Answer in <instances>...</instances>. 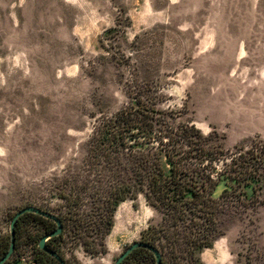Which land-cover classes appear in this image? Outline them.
<instances>
[{"label":"rangeland","instance_id":"rangeland-1","mask_svg":"<svg viewBox=\"0 0 264 264\" xmlns=\"http://www.w3.org/2000/svg\"><path fill=\"white\" fill-rule=\"evenodd\" d=\"M145 83L171 121L215 131L225 149L264 139V0H0V244L21 208L58 212L79 193L94 126ZM81 195V213H97L94 189ZM158 221L141 194L117 207L104 253L68 231L55 244L68 264H114ZM219 229L201 264H264V204ZM44 231L27 220L8 264H37ZM140 260L127 264H153Z\"/></svg>","mask_w":264,"mask_h":264},{"label":"trees","instance_id":"trees-1","mask_svg":"<svg viewBox=\"0 0 264 264\" xmlns=\"http://www.w3.org/2000/svg\"><path fill=\"white\" fill-rule=\"evenodd\" d=\"M131 88L130 102L94 126L87 156L72 181L79 193L69 197L63 194L66 203L57 208L58 212L46 210L58 216L64 227L47 245L65 260L55 243L68 231L94 254L104 253L117 207L142 194L160 221L148 226L141 241L161 251L163 264H172V260L201 264L197 252L218 237L222 215L264 204V139L257 136L249 144L225 149L215 131L205 133L190 121H171L147 83ZM89 187L99 195L98 210L82 214L81 193ZM27 220L45 225V231L36 232L33 238L37 264H60L39 247L41 238L57 227L39 214L27 212L18 219L15 249L25 236ZM85 221L97 224L92 237L84 233ZM10 240L0 244V259L7 253ZM135 255L142 262L149 257L156 264L154 254L143 247L136 248L121 264L129 263Z\"/></svg>","mask_w":264,"mask_h":264},{"label":"water","instance_id":"water-1","mask_svg":"<svg viewBox=\"0 0 264 264\" xmlns=\"http://www.w3.org/2000/svg\"><path fill=\"white\" fill-rule=\"evenodd\" d=\"M27 212L39 214L41 216H44L46 218L53 220L56 223V225H57L56 229L50 233L45 234L41 238V240L39 242V247L42 250L49 253L50 255H52L53 257H55L60 262V264H67L66 261L61 257V255H59L56 251H54L53 249H51L47 245V241L51 237L60 235L63 232L64 227H63L61 219L51 212L43 210L40 207L31 206V205L21 208L13 216L11 223H10V238H11L10 246H9L7 253L0 259V264H5L10 259V257L12 256V254L15 250V247H16V231H15L16 223H17L18 219ZM139 247H143V248L150 250L154 254L156 264H163L161 251L158 248L154 247L153 245H151L147 242H144V241H136V242L130 244L119 255V257L116 259L114 264H121L123 262V260L127 256H129V254L131 252H133L136 248H139Z\"/></svg>","mask_w":264,"mask_h":264}]
</instances>
